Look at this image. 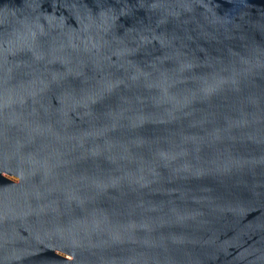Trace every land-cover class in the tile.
I'll return each instance as SVG.
<instances>
[{"label": "water", "instance_id": "95a60500", "mask_svg": "<svg viewBox=\"0 0 264 264\" xmlns=\"http://www.w3.org/2000/svg\"><path fill=\"white\" fill-rule=\"evenodd\" d=\"M0 264H264V0H0Z\"/></svg>", "mask_w": 264, "mask_h": 264}]
</instances>
